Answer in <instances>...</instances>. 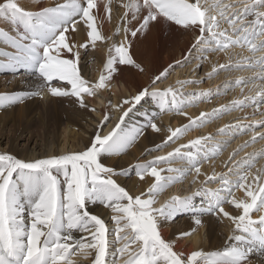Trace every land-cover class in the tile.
Returning <instances> with one entry per match:
<instances>
[{"label": "bare ground", "instance_id": "bare-ground-1", "mask_svg": "<svg viewBox=\"0 0 264 264\" xmlns=\"http://www.w3.org/2000/svg\"><path fill=\"white\" fill-rule=\"evenodd\" d=\"M208 4L0 0V69L11 73L0 76V246L8 255L24 264H76L77 254L84 251L87 264H264L259 245L228 235L241 224H236L240 212L234 208L223 206L215 215L179 216L195 213L187 210L188 199L179 196L194 187L181 173H169L172 166L163 169L160 163L169 157H155L165 144L161 151L177 159L180 144L197 135L188 121L200 108L179 111L185 104L179 95L144 92L169 63L184 57L194 35L200 43L208 42L205 38L212 32L199 36L198 17H188L185 11L200 13L204 28L218 23L229 33L234 21L255 22L259 16L243 11L240 18L224 22ZM243 38H227L228 49L207 57L209 65L237 54L248 57L247 51L236 48L244 46ZM201 51L199 45L194 54ZM87 57H94L92 66L86 65ZM179 68L172 69L164 85L183 76ZM261 81L245 91H264ZM92 88L101 98L92 96ZM208 167L201 164L192 170L194 184L207 176ZM140 205L151 209L144 211ZM154 211L157 214L150 215ZM251 213L244 218L248 224L260 215ZM117 219H123L122 228L135 237L130 242L119 239L109 255L111 229L106 227ZM254 226L253 235L261 231Z\"/></svg>", "mask_w": 264, "mask_h": 264}, {"label": "rangeland", "instance_id": "rangeland-1", "mask_svg": "<svg viewBox=\"0 0 264 264\" xmlns=\"http://www.w3.org/2000/svg\"><path fill=\"white\" fill-rule=\"evenodd\" d=\"M206 1L209 3V7L217 12H215L216 16L222 18L224 22H232L234 18H240V15L242 14L241 12L243 11L250 10L254 13H258L259 16L255 22L234 21L229 33V30L221 28L222 26H219L218 23L216 28L210 26V29L208 30V26L204 28V20L201 18L200 13L194 12L191 15L189 10L185 11L184 14L188 17H198L199 36L202 34L205 35L210 31L212 32L210 33L211 35L208 39L205 38L208 42H202V44L199 42L200 37H198L197 34L194 35L191 39H189V45L185 49L186 54L184 57L179 61H172L169 63L165 70L166 72L164 71L158 74L153 79V83L151 81L144 92L145 94H149L158 90L171 91L172 94L179 95V99L182 103H185L183 106H179V111H185L187 110V107L188 109L200 108L199 114L195 113L188 121L195 125L197 135L192 139V142H184L180 144V149L178 148L176 151V153L178 152V157H175L177 159L169 156L168 152L161 151L164 147H166L165 144L157 149L155 157H158L157 159L160 158V160L163 157H169L164 161H161L160 165L164 166L163 169L166 168L165 165L172 166L173 170H170L169 173L173 175L181 173L183 175L182 177H184V179L188 178L189 184L194 187L192 191L181 195L179 194V196L182 197V199H188L187 210L189 211L195 209V213L188 215L181 213L179 216L193 217L205 216L207 214L215 215L217 211L221 210V207L230 206L240 212V217L237 220L238 222L236 221V224H241L238 227H235L234 225L231 230H229L228 235L234 236V238L245 242H254V244L261 247L260 250L264 253V234H261L264 222V110L262 109L264 108L262 107L264 106L262 101L264 100V96L261 95L263 92L257 93L254 90L245 91L251 83L256 82L257 80H262L261 82H264V35L259 34L262 30H264V0ZM174 4L176 5L178 2ZM152 7L157 8L158 3L153 2ZM207 11V14H211L210 9H207ZM217 28L221 29L219 30ZM213 31L222 32L213 33ZM236 36L239 39L244 37L242 43L245 42L243 43L245 47H238L236 45V48L247 51L249 58L241 54H237V56L227 60H225V58H223L224 60H215V64L209 65L207 57L212 56L214 53H223L226 51L228 48L225 46L230 45L231 42V39L227 40V38L237 39ZM34 38L37 39V36L34 35ZM153 45L157 46L158 43L154 42ZM199 45L203 51L200 52L201 54H194V50L196 51V48H199ZM88 51L89 50L85 51V54L88 53ZM188 59H191V61L188 62ZM93 61L94 57H87L86 65L92 66ZM178 65L180 66L179 69H183V76L181 78L174 79V81L170 84L164 85L163 81L171 76L172 69L174 67H178ZM259 70L261 72H259ZM3 73L7 74L9 71L6 69H0V76ZM53 81V78H51L47 82L48 84H51ZM236 89L241 90L236 94L233 92ZM90 91L92 92V96L94 95V97L101 98L102 94L99 90L92 88ZM90 105L92 107H96L95 104L90 103ZM136 105L138 104L136 103ZM169 108L171 107L168 106L167 109ZM241 137H245L243 138V141H237V139ZM166 138L170 139L168 136H166ZM249 142L252 144H249ZM188 154H192V157ZM180 158H182L181 160L184 162L187 161L186 167L185 163L179 160ZM194 160L198 161L195 162ZM165 161L167 164H164ZM200 163L202 165L207 164V167L209 166L210 168L214 167L213 169L215 170L208 167L209 173L207 176L203 180H200L201 183L200 181H197L194 184L196 176L192 173V170L201 165ZM163 171L166 173L168 172L167 170ZM207 178L208 180L205 181ZM159 180L164 181L165 178L162 177ZM210 190L212 191V195L208 197L207 193ZM173 194L175 195V193ZM145 196L146 195L140 196V199L143 200ZM211 202H213V205ZM164 204H168L167 198H164ZM172 204L173 203H170V205ZM161 206L162 210H167L166 208L164 209L163 204ZM140 207L144 211L151 209L149 206L140 205ZM175 207L178 208L176 204ZM254 209L258 211L260 215H258L257 220L252 223L256 224V226H254L256 229L260 228L261 230L255 235H253L255 230L252 227L253 224H248V218L244 219L246 214L248 215L251 212H256L253 211ZM156 214V211L150 213L152 216H155ZM155 219L156 218H154V220ZM175 219L177 220V218ZM124 225L125 221L123 219H117L115 222H112V224L110 223L106 227L107 229H111V231H107V238L110 239V242L106 245L108 246V250H110L109 255L114 254L115 245H117L123 237L128 238H126V242H130L131 239L132 241L134 240L133 238L135 237V233L132 234L127 228H122ZM113 227L115 229H113ZM249 227L251 228L249 229ZM115 231L117 234H115ZM123 231L126 232L124 233ZM131 247L133 248L134 245ZM136 250V248L133 249L129 254L136 252ZM81 253L82 256L78 253L76 256L78 258H75L76 264H87L85 263L86 260L84 256L86 257L88 253L85 251ZM109 259L110 257L106 259V263H108ZM120 260H122V258Z\"/></svg>", "mask_w": 264, "mask_h": 264}]
</instances>
